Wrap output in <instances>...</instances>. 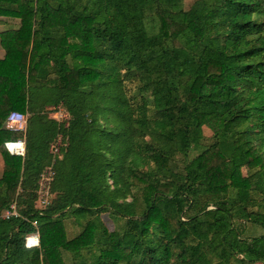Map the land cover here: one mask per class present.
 Returning <instances> with one entry per match:
<instances>
[{"label":"trees","instance_id":"16d2710c","mask_svg":"<svg viewBox=\"0 0 264 264\" xmlns=\"http://www.w3.org/2000/svg\"><path fill=\"white\" fill-rule=\"evenodd\" d=\"M181 3L0 0V264H264V0Z\"/></svg>","mask_w":264,"mask_h":264},{"label":"built area","instance_id":"2783aa9c","mask_svg":"<svg viewBox=\"0 0 264 264\" xmlns=\"http://www.w3.org/2000/svg\"><path fill=\"white\" fill-rule=\"evenodd\" d=\"M26 121V114L11 110L7 113L4 121V127L9 130H24ZM3 146L6 151L10 154L23 155L24 152V139L8 140L3 142ZM53 150V151H52ZM50 151L57 152L56 145H50ZM50 177L49 168H46L41 174L38 180L39 190L46 193L47 181ZM42 197V196H40ZM17 211L15 209L14 203H11L7 209L0 213V218H8L10 216H17ZM31 225L35 227V221H31ZM24 246L26 248L37 247L38 246V234L33 232L24 237Z\"/></svg>","mask_w":264,"mask_h":264},{"label":"rangeland","instance_id":"374dc122","mask_svg":"<svg viewBox=\"0 0 264 264\" xmlns=\"http://www.w3.org/2000/svg\"><path fill=\"white\" fill-rule=\"evenodd\" d=\"M193 0H182V3H181V6L183 9H187L190 4L192 3ZM3 21L6 22V24H1L0 25V31L3 30L6 26L8 27H15L17 25V19H14V18H9V17H3L2 18ZM148 26L152 25V23H147ZM68 41H71V39H68ZM3 51V50H2ZM3 55V54H2ZM48 116L51 117V118H54L58 121H61V120H65L67 118V115L66 113L64 112V110L59 106L56 108V111L55 112H51V113H48ZM202 132H203V135L205 136V142H208L209 141V138H210V131L203 127L202 129ZM53 151V150H52ZM53 153V152H52ZM57 152H55L54 154H56ZM196 154V151L194 150H190L187 154V158H191L193 155ZM240 173L242 176H245L246 175V170L244 169V167H240ZM37 196H42V201L41 202H44V200L46 199L45 195H44V192L40 191L39 188L37 190ZM45 196V197H44ZM44 198V199H43ZM99 217L100 219L103 221L104 225L106 226V228L108 230H111L113 225L111 223V221L108 219V216L105 212H102L99 214ZM123 222V220H119L117 221V226ZM64 223V228H65V232H66V236L69 238L71 236H73L75 233H77L79 231V227H77L74 222L71 220V218H67L63 221ZM116 224V223H115ZM253 231L251 232L252 234L254 235H257V234H260L261 233V229L258 228V227H254L252 229ZM83 259H86L87 261H89L90 259L88 258V256H86L85 258ZM63 260H64V263L65 264H71L72 261L69 257L68 254H63Z\"/></svg>","mask_w":264,"mask_h":264},{"label":"crops","instance_id":"0c3cea01","mask_svg":"<svg viewBox=\"0 0 264 264\" xmlns=\"http://www.w3.org/2000/svg\"><path fill=\"white\" fill-rule=\"evenodd\" d=\"M1 25V24H0ZM3 54L2 48L0 47V58ZM1 99V98H0ZM17 111V110H16ZM24 114H26V112H24ZM0 167H1V157H0Z\"/></svg>","mask_w":264,"mask_h":264}]
</instances>
